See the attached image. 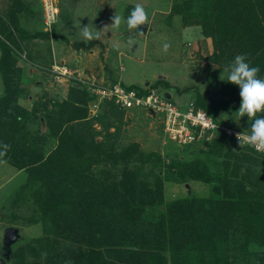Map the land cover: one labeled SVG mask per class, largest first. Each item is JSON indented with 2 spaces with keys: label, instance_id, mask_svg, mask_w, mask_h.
Segmentation results:
<instances>
[{
  "label": "trees",
  "instance_id": "16d2710c",
  "mask_svg": "<svg viewBox=\"0 0 264 264\" xmlns=\"http://www.w3.org/2000/svg\"><path fill=\"white\" fill-rule=\"evenodd\" d=\"M170 16L201 27L213 44V63L225 67L243 54L264 78V0H176ZM32 37L49 38L48 32ZM12 48L2 44L0 50V143L10 145L7 165L26 179L11 204L25 205L27 193L26 223L41 224L42 235L38 249L31 240L4 264H264L263 152L240 147L226 134L229 127L218 124L224 129L214 130L205 153L219 161H206L186 150L191 145H180L185 151L170 162L149 154L164 169L149 177L144 165L152 155L134 156L135 146L116 153L114 141L94 140V121L104 120V130L112 126L101 108L110 110L109 116L115 110L101 104L100 115L89 118L95 96L85 87L70 85L59 102L36 85L42 93L31 109L22 107L19 100L30 98L26 86L32 81L21 67L23 48L16 42ZM136 92L146 94L141 87ZM193 102L213 117L211 109ZM129 157L138 163L131 167ZM165 182L206 190L170 199Z\"/></svg>",
  "mask_w": 264,
  "mask_h": 264
},
{
  "label": "rangeland",
  "instance_id": "374dc122",
  "mask_svg": "<svg viewBox=\"0 0 264 264\" xmlns=\"http://www.w3.org/2000/svg\"><path fill=\"white\" fill-rule=\"evenodd\" d=\"M42 1L0 0V50L2 44L5 48L14 47L15 42L20 44L23 52H19V56L26 67L24 77L32 81L26 86L30 98L19 100L22 107L31 109L35 96L42 93L36 86L39 85L38 82L45 84V92L52 97L58 96L59 102L64 99L69 86H73V79L50 76L59 75L58 72L63 69L65 73L71 72L76 81L95 80L105 87L118 83L135 91L141 87L145 91L154 90L161 95L168 93L182 111L186 110L187 105L186 108L180 106L197 100L212 110L214 115L210 117L217 125L247 134L251 122L247 117L240 119L235 114L240 106L238 87L228 83L226 75L220 79L224 66L211 61L213 44L210 38L202 35L201 27L190 25L181 20V17L170 16L176 0H51L58 13L56 21L50 27L44 24ZM138 3L148 13L145 24L148 28L144 35H139L135 30L129 34L126 25L122 23L119 29L110 28L101 32L99 40L87 41L82 37L81 28L93 25L97 30H103L106 25L111 24L115 14L127 18L126 11L131 12ZM10 25L13 27V36L5 35ZM36 32H48L49 38H31ZM129 35L134 40L133 44H129ZM82 42L85 46H78ZM89 43L93 45L89 47ZM165 43L171 45L167 53L163 51ZM25 54L33 63L26 60ZM35 64L43 69L38 70V65ZM3 93L0 72V95ZM89 104V118L100 115L98 105ZM107 107L115 110L113 116H109L110 110L108 112L105 106L101 108L104 118H109L112 126L104 130V120L94 121L92 129L97 132L94 140L107 144L114 141L113 150L116 153L135 146L134 156L152 155L149 164L144 165L145 175L150 177L151 171L162 175L164 171L163 167L154 164V155H149L150 153H159L165 162H170L174 159V154H183L185 151V148L164 134L162 114L152 115L142 107L123 110L114 104ZM258 116L263 114L259 113ZM41 129L45 131L43 126ZM214 136L213 131L204 139L189 144L191 147L186 150L197 151L196 156L206 161L209 157L219 161L221 157L205 153L209 151L207 145ZM229 146L226 145L223 151ZM199 150H202L201 154ZM127 161L131 163V167L138 163L133 157H129ZM25 183L23 172H17L7 164H0V249L5 225L19 230L20 240L13 244L12 252L20 246L28 245L31 240L32 246L38 249L36 241L42 235L41 224L26 223V217L30 214V206L26 205L29 201L27 193L23 192L25 205L18 207L11 204ZM169 183L165 182L163 188L170 199L184 197L188 192L196 194L206 190L204 186L191 183ZM38 251L36 257L41 258L42 252L40 249Z\"/></svg>",
  "mask_w": 264,
  "mask_h": 264
},
{
  "label": "clouds",
  "instance_id": "9594fccd",
  "mask_svg": "<svg viewBox=\"0 0 264 264\" xmlns=\"http://www.w3.org/2000/svg\"><path fill=\"white\" fill-rule=\"evenodd\" d=\"M43 18H44V10H43ZM147 21H148V13L145 7L142 4L138 3L131 10L127 18L115 14L114 17H112L111 24L106 25L103 28V30H97L93 25L92 26L88 25L81 28L80 31L82 37L87 41H91L94 39L99 40L101 36V32L110 28L119 29L122 23L126 25L129 34H131L133 30H135L138 33L137 31L138 28L142 25L147 24ZM133 43L134 40L129 35V44H133ZM170 47L171 45L168 43L163 44V51L167 53ZM23 65L24 63L23 64L21 63V67L26 69V67ZM37 68L41 69V66ZM48 71H50V69H48ZM259 71L260 69L258 66H252L248 62L247 56L243 54H238L228 65L224 67L223 73L221 74L220 77V79L222 80V76L226 75L227 82L238 87L240 106L238 111L235 112V114L240 119L247 117L248 121L251 122V126L250 129L247 131V134L245 132L236 134V138L239 142L240 147L249 146V148L252 147L258 152L264 151V116H258L259 113H264V78L258 77ZM50 76H56V75L52 74ZM72 83L75 84L76 86L80 85L82 87H85L77 81H73ZM38 84H40V82H38ZM114 84H118V83H114ZM164 95L165 93L163 94V97L165 98ZM167 100H171L175 102L174 100H172L171 96L170 99ZM90 103H92V105L97 104L98 108L101 104H106V103L113 104L111 102L101 100L97 96H95V100ZM188 103L189 102H187V104ZM9 149H10V145L6 143H0V164H7L6 156ZM6 227L9 226H5L4 228Z\"/></svg>",
  "mask_w": 264,
  "mask_h": 264
},
{
  "label": "built area",
  "instance_id": "2783aa9c",
  "mask_svg": "<svg viewBox=\"0 0 264 264\" xmlns=\"http://www.w3.org/2000/svg\"><path fill=\"white\" fill-rule=\"evenodd\" d=\"M42 5L44 10V24L50 27V25L55 22L57 8L54 7L51 0H43ZM58 73L59 75L56 74V77L63 76L76 81L71 72L67 71L65 73L64 70L61 69ZM77 82L85 86L86 90L91 94L97 96L101 100L113 103L121 110L142 107L146 109L148 113L155 116L158 113L162 114L164 134L178 145H188L194 141H200L208 135L209 131L213 132L218 128H222L218 126L206 112L197 108L192 102H189L187 108L186 106L184 107L186 110L182 111L177 103L165 99L163 95H160L154 90L147 89L146 94L142 95L134 90L124 88L119 84L105 87L96 83L95 80ZM225 132L235 143H239L236 138V134L239 132L231 129H225Z\"/></svg>",
  "mask_w": 264,
  "mask_h": 264
},
{
  "label": "water",
  "instance_id": "95a60500",
  "mask_svg": "<svg viewBox=\"0 0 264 264\" xmlns=\"http://www.w3.org/2000/svg\"><path fill=\"white\" fill-rule=\"evenodd\" d=\"M147 25H142L138 28V34L144 35L147 30ZM118 37L116 36V39ZM165 98L170 99V95L165 93ZM20 239L19 230L14 227H6L2 232L1 242V257L0 264H4L5 260H9L12 252V246Z\"/></svg>",
  "mask_w": 264,
  "mask_h": 264
},
{
  "label": "crops",
  "instance_id": "0c3cea01",
  "mask_svg": "<svg viewBox=\"0 0 264 264\" xmlns=\"http://www.w3.org/2000/svg\"><path fill=\"white\" fill-rule=\"evenodd\" d=\"M25 71H26V69H25ZM25 74H26V72H25ZM90 75H93V74H90ZM27 78V77H26ZM39 85H41V86H43V85H45V84H39ZM44 87V86H43ZM40 90V89H39ZM43 90V89H42ZM170 95V94H169ZM171 96V95H170ZM189 102H192V101H189ZM192 103H194V102H192ZM187 104H185L184 106H180V107H182V108H184L185 106H186ZM194 105H195V103H194Z\"/></svg>",
  "mask_w": 264,
  "mask_h": 264
}]
</instances>
